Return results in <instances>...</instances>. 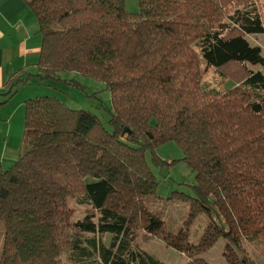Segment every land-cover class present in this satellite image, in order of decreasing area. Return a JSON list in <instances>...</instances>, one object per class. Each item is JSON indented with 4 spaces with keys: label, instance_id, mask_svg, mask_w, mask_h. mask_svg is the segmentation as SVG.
Here are the masks:
<instances>
[{
    "label": "trees",
    "instance_id": "trees-1",
    "mask_svg": "<svg viewBox=\"0 0 264 264\" xmlns=\"http://www.w3.org/2000/svg\"><path fill=\"white\" fill-rule=\"evenodd\" d=\"M24 1L41 35L37 73L11 74L0 104L33 77L77 73L109 90L110 130L55 97L24 102L23 152L0 165V264H65L66 250L72 264H165L137 238L162 241L185 264H209L202 255L220 239L227 264H255L244 242L264 257V58L245 39L264 35L262 0H138L137 13L124 0ZM201 61L234 87L204 83ZM169 141L195 173L178 232L148 203L158 181L145 154L173 166L156 154ZM71 202L89 207V224L73 221ZM200 214L209 222L191 244Z\"/></svg>",
    "mask_w": 264,
    "mask_h": 264
},
{
    "label": "rangeland",
    "instance_id": "rangeland-1",
    "mask_svg": "<svg viewBox=\"0 0 264 264\" xmlns=\"http://www.w3.org/2000/svg\"><path fill=\"white\" fill-rule=\"evenodd\" d=\"M137 2L138 0H124L125 10L129 13H137ZM261 2L264 5V0ZM245 39L251 46L260 47L261 55L264 58V35H247ZM200 68L203 82L210 87L219 91H227L234 87L235 84L231 80L222 77L213 67H207L205 62H200ZM248 68L254 71L261 69L250 64ZM69 81L76 82L84 89L69 84ZM21 87L24 88L21 89ZM16 92L19 93L18 97H25V101L39 97L58 98L70 109L93 113L104 127L110 130L107 124L109 111L111 110L110 92L103 83L94 79L77 73L61 74L60 81L41 82L38 78L33 77L28 84L18 87ZM156 154L163 160L169 159L175 162L173 166L161 168V166H156L152 162L150 152H146V162L158 181L156 197L150 198L148 203L151 210L156 212L164 221V225L168 230L178 232L183 227L188 214V199L183 196L195 197L192 188L195 184V173L184 162L179 161L182 158V153L171 141L159 146L156 149ZM169 197L172 198L169 199ZM70 205L75 212L73 221L80 220L84 224H89V220L83 218L86 209L89 207L78 205L75 202H71ZM208 222L209 218L205 214L198 215L192 221L188 226L189 243L195 244L198 241ZM90 236V234L85 233L79 237L81 246L85 245V239ZM103 239H105V236H103ZM136 240L137 248L142 255L144 253L149 254L165 264H185L187 262L185 256L174 249L165 247L163 242L158 239H153L147 243H144L140 238ZM224 245L225 242L222 239L218 240L212 248L203 253L202 258L209 264H227L222 254ZM242 247L244 254L255 264H264V257L260 254L259 247L249 245L246 242L243 243ZM71 255L68 250L62 253L61 258L65 264H72V261L69 260L70 257L72 258Z\"/></svg>",
    "mask_w": 264,
    "mask_h": 264
},
{
    "label": "crops",
    "instance_id": "crops-1",
    "mask_svg": "<svg viewBox=\"0 0 264 264\" xmlns=\"http://www.w3.org/2000/svg\"><path fill=\"white\" fill-rule=\"evenodd\" d=\"M40 44L37 20L25 1L0 0V89L20 69L26 68L33 75L37 73L35 64ZM18 95L16 92L0 104V165L3 168L13 165L23 152L25 97Z\"/></svg>",
    "mask_w": 264,
    "mask_h": 264
}]
</instances>
